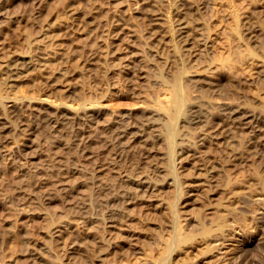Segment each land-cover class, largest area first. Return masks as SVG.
I'll use <instances>...</instances> for the list:
<instances>
[{"label":"rangeland","instance_id":"rangeland-1","mask_svg":"<svg viewBox=\"0 0 264 264\" xmlns=\"http://www.w3.org/2000/svg\"><path fill=\"white\" fill-rule=\"evenodd\" d=\"M142 1L0 0V65L17 52L38 54L40 48L32 41L44 25L53 26L67 14L69 5L90 12L93 26L90 34L78 33L68 22L47 32L58 40L50 45L56 55L46 70L63 64L69 68L65 82L74 91L72 99L49 85L46 70L38 68L25 72L26 78L9 91L0 88V264H165V247L180 222L194 215L218 219L215 208L224 201L223 188L230 180L264 174L261 156L253 157L247 149L246 127L232 147L235 158L224 146L213 144L198 146L199 156H185L190 152L187 144L194 143L212 116L226 119L235 107L264 119V76L259 68L264 1L180 0L194 34L187 40L175 36L173 42L168 41L163 14L179 0H156L154 5ZM157 14L163 18L153 19ZM174 23L173 30H179ZM170 44L178 50L173 52ZM105 47L122 53L106 54ZM227 57H232L231 68H220ZM135 69L138 73L131 75ZM178 72L187 100L174 125L166 110ZM195 106L202 122L188 120ZM59 114L63 118L55 123L52 116ZM203 160L221 168L215 175L195 177L196 165ZM110 194L118 197L112 201ZM108 212L114 213L112 223L107 222ZM253 225L247 218L236 229ZM54 227L60 237L52 234ZM253 230L247 258L262 260L264 241ZM203 246L196 243L189 256L200 259L207 252ZM191 262L185 264H197Z\"/></svg>","mask_w":264,"mask_h":264},{"label":"bare ground","instance_id":"bare-ground-1","mask_svg":"<svg viewBox=\"0 0 264 264\" xmlns=\"http://www.w3.org/2000/svg\"><path fill=\"white\" fill-rule=\"evenodd\" d=\"M73 1H75V0H73ZM153 1L156 2V0H143L142 2H144L146 4V3H151ZM155 2H153L152 4L154 5ZM157 3H158V1H157ZM175 3H177V2L175 1ZM182 3L179 0V3L176 4V6H172V4H173L172 3L170 5L172 7H168L166 11H164L165 9L163 10L164 12H166V13L163 14L164 15V18H163V16H162V18H163V21L166 20V22H167L166 23L167 24L166 26L168 27V30L167 31L165 30V31L168 32L169 34L168 33H165V34L166 35L168 34L167 36L170 38V40L168 39V41H171L172 40V42H173V39L175 38V36H180V37H182V39H183V37L184 38L186 37V40H187L188 37H190V35H191V29H190V26H188V23L190 21H188L185 18V16H184L185 9L186 8H185V6L182 7ZM161 4L164 5L166 3H164V4L161 3ZM168 4H169V2H168ZM183 5H186V4L183 3ZM156 6H157L156 8L159 9L158 5H156ZM190 7H191V5H190ZM165 8H166V6H165ZM65 9H66L67 14H64L63 16L56 18L55 19V22L53 23V26H59V25L61 26L63 23H65L67 25V22H68L69 25L70 24L71 25H74V28H75L74 30L77 31L78 33H83V34L89 33L90 34V32L93 31V29L91 30V27H93V26L91 25L92 21H91V14H90V12H88V13H85V12L82 13L79 9H76V7L75 6H72V5H69ZM172 9H175V11L172 10ZM160 16H158V14H157V15H155V18H153L154 15H153L152 18L155 19V20H161L162 18ZM152 18L150 17V19H152ZM234 18L237 19L236 16ZM155 20H154V22H155ZM172 20H174V22L175 21L177 22L176 25L178 26L177 28L179 29V30H177V31H179L178 33H177V31H175V29L173 30V28H172L173 27L172 26V23L175 24L174 22H172ZM236 21H235V23H236ZM154 22H153V24H154ZM157 23L158 22H156V24ZM164 24H163V27H164ZM237 25L235 24V27ZM53 26H50V24L44 25L42 27V30H41L40 34L37 35L38 36L37 39L36 38H33V39H36V40L35 41H32L31 44H34V45L37 44L38 45V46L37 45L35 46V47H39L40 48V52L38 51L39 52L38 54H31L30 52H26V51L25 52H21V53L20 52H17V53L12 54L10 57H8L7 59H5V60L2 61L1 65H0V88L4 89L5 91H7V90L9 91V89H11V87L14 86V83L16 81L21 80V79L23 80L24 78H26L25 72H27V71L29 72L30 70H33L35 68H38L41 71L42 70H46V67L49 64V61L51 60L50 59L51 56L52 55H54V56L56 55V51H55V49H52V47H53L52 45L58 39L53 36L54 34L52 36H50L51 34L50 33L49 34L47 33V32H49L48 30H50V27H53ZM187 26L189 27L188 28L189 31L187 30ZM238 29H239V27H238ZM234 30L235 29H233V31ZM165 31L163 30V32H165ZM236 31L237 30H235L234 32L236 33ZM118 33L119 32L117 31L116 32V36L118 35ZM241 33H242V31H241ZM243 33H245V32H243ZM193 34L194 33H192V35ZM162 35H164V34H162ZM235 35H237V33ZM251 35H252V33H251ZM116 36L114 38H116ZM165 36L162 37L160 35V37H162V38H164ZM236 38H237V36H236ZM182 39H181V41H182ZM161 40H159V41H161ZM177 40H179V39L177 38ZM190 40L191 39H189V41ZM164 43H166V41ZM168 43H170V42H168ZM187 43L190 44L191 42L190 43L187 42ZM65 44H68V43H65ZM50 45L52 47H50ZM174 45H176V44H174ZM107 47H108V45H107ZM107 47H105V48H107ZM171 47L174 48V46H172V45H171ZM171 47H169V48L171 49ZM175 47H177V45ZM76 49H77V47H76ZM107 49H106L107 52L105 51L106 54L107 53L110 54V52H112L114 54H118L119 55V54L122 53V50H120L119 48H115V49L114 48L113 49L107 48ZM175 49L176 48H174L172 51L175 52L174 51ZM177 50H178V48L176 49V51ZM28 51H31V50L29 49ZM172 51H171L170 55L173 53ZM125 52L127 53V51H125ZM174 55H172V56H174ZM240 56L242 58L243 55L240 54ZM231 58L232 57H229V58L227 57L226 59H224V61L222 60L221 64H219V67H220V65L222 66L220 68H225L226 66H228V63L232 61ZM173 59H174V57H173ZM56 61L58 62V60H56ZM231 63H233V61ZM123 64H126V63L123 62ZM63 65L65 66V64H63ZM128 65H126V66L128 67ZM259 65H260V67H259L260 68V71L262 73L259 72V71L258 72L261 73L264 76V56L261 59H259ZM57 66H58V64H57ZM64 66H61L60 65L57 68H54V69L51 68L52 70L51 69L50 70H46L47 72L45 71V74H46L45 75V78H46V81L48 82L49 85L54 86V89L55 90H60L62 92H66L67 94H69V98H71V97L74 96L73 95V96L70 97V94L72 93L73 90H71V87L67 84V82H65V77L69 74L70 70H68L69 68H66ZM230 66H232V65H230ZM230 66H228V67H230ZM127 67H125V68H127ZM130 67H131V69L134 68V66H130ZM228 67H226V69ZM135 73H138V70L137 69L133 70V72L131 73V75L132 74L134 75ZM222 73H224V72H222ZM180 76L182 77V74H180L179 72L175 75V82H173V84H174V89H173L174 91L173 92L174 93H172V97H171L172 99L169 100L170 103H168V104H170V105H168V111L166 110L167 107L165 109L166 112H168L167 114L171 118L170 121H172V124L176 121V118L177 117H180L179 116L180 114H183V109L185 108L184 107V104L186 103V100H187L186 97L184 96L185 93L183 94V90H182V87H181L182 84L180 83V78H181ZM222 76H223V74H222ZM259 77H260V75H259ZM262 78H264V77H262ZM133 79H135V78L133 77ZM173 81H174V78H173ZM2 89H1V91H3ZM26 101H27V99H26ZM234 108H233V110H230L231 113H228L229 115H228L227 118L225 117L226 119L223 118L222 120H217L218 118L217 117L215 118V116H212L211 119H209V120L206 119L205 121L207 123L205 122L206 123V127H205L204 131L200 132V134L197 135V138H195L194 143H188L187 144L188 146H190V147H188L189 149L186 147L187 148V152H189L188 150H190V152L187 153L185 156H188V155L189 156L190 155L199 156L200 153H198V152H200V151L197 148L198 146H200V145L205 146L207 144L208 145L209 144H213L215 146H219V145L224 146V148H226V150L228 149L230 156H234V158H235L237 151H233L234 148L232 149V147H233V145L235 144V142L237 140L236 139L237 138V133L243 132V131H241L243 129L245 131V127H246L247 129H249V133H250V137L248 138L249 140L247 139L248 140V144L246 143V146H247V149L249 151V154L251 153V156H253V157L254 156H257V155L258 156L260 155L261 156L260 159H262L263 164H264V119L263 118L261 119L259 116H257L253 112H250L249 110H248V112H243V111L241 112L240 110H238V108L236 110ZM84 109H86V108H84ZM197 109H199V107H196L195 106V107H193V109L190 112L191 114H190L188 120L191 123H197L199 121L202 122L203 119H204V118H201V115L200 114H198L199 112H198ZM11 112H13L15 115H17V113L14 112V109L13 108L11 109ZM60 114H62V113H60ZM60 114L59 115L52 116V120L55 121V123L61 122L59 119L63 118V116H61ZM15 115H14V117H15ZM10 116H12V115H10ZM78 116H79L78 114H75V115L73 114L74 119H76ZM19 117H21V116H19ZM65 117L66 116H64V118ZM73 117H71V118H73ZM202 117H205V115H203ZM80 118L82 119V117H80ZM83 119H84V117H83ZM46 124H48V122ZM174 125H175V123H174ZM172 129H173V127H172ZM222 130H225V131L221 132ZM172 132L174 133V130ZM171 139H173V138H171ZM171 143H170V145H172ZM174 144H175V142H173V146H175ZM203 144H205V145H203ZM243 144L245 145V143H243ZM243 147H245V146H243ZM179 152H181V151H179ZM204 160H203V162H200L199 161L197 163L196 168H195V173H196L195 177L198 176V175H200L203 172L204 173L207 172V173H209L211 175H213V174L215 175L217 169L221 168V167H219V168L217 167L218 164L210 163L209 161H207L208 162L207 163V162H204ZM201 161H202V159H201ZM230 161H231V159H230ZM214 162H215V160H214ZM218 171H220V170H218ZM251 174H252V172H251ZM242 177H243V175H242ZM186 180H190V179H186ZM191 182L192 181H187L186 184H188V185H190V184L194 185V183H191ZM59 183H61V182H59ZM59 183L57 182V184H59ZM252 185H254V186H252ZM246 187L250 188V190L247 188L249 191L247 190L248 192L245 193V188ZM151 188H149V189H151ZM155 188H153V189H155ZM144 191L146 192V190H144ZM149 192H152V191H149ZM223 193L225 195V198H223L224 201L222 200L223 201L222 203L220 201V203L215 208V215L217 217H215V216L214 217L215 218H218V219H213L212 217H211L212 219H210V217L207 218L208 216L207 217L206 216L205 217H202V216H199L198 217V215H196V217H195V215H194V217H191L189 215L190 217H186V219H184V221L180 222L179 229L177 230L178 232L175 233L176 235L173 237L171 244L169 245V247L168 246L165 247L166 249L169 248V252L168 251L166 252L165 249H164V253L166 252V253L169 254L168 255L169 256L168 257V260H167V262L165 264H185V262L186 263H190L191 262L190 261L191 259H192V262L191 263H197L198 260H201L200 262H202V261L205 262V261H208L210 258H212V260H215L216 261L215 264H264V253H263V259L262 260H259V259H255V258L254 259L253 258L252 259L247 258V252H246L247 244L250 243L253 240V239H251L252 238V235L251 234L254 231L253 229H255L258 232V235H259L258 236V239H263V241H264V174L263 175H258V174L255 175L254 174V175L248 176L246 179L244 177L243 179H240V180H237V179L236 180H230L226 184V186L223 188ZM110 195L112 196V194H110ZM117 197H118V194H115L114 197L112 196L111 200L113 201ZM133 197L131 196L130 198L133 199ZM108 198H110V197H108ZM131 202H133V200ZM127 203H129V201H127ZM254 204H256V206ZM112 214H114V213H111L110 212L109 213V216L107 215L108 217L105 216L106 219H107V222H111V223L113 222V215ZM83 217H86V216H83ZM247 218H249L250 222H253V224L255 223V225L252 226L253 228L250 229L251 227H248L247 228V226L246 227H242V226H244V225H242L239 229H236V227H239L240 224H242V222H245V220H247ZM246 223H247V221H246ZM110 224H109V226H110ZM111 226H113V225H111ZM194 230H196V232ZM51 232H52V234L57 235V237H58V235H59L58 232H60V230L58 228L54 227ZM244 232H245V234H247V236H244ZM59 237H60V235H59ZM106 239H108V237ZM226 240H231V241H229L230 242L229 244H226ZM70 241H72V240H70ZM198 242L204 245L203 246V250L204 249L205 250L204 251L202 250V251L205 252L207 250V252H206V254L202 253L204 255L200 259H195L194 257L193 258L190 257L189 256V253L192 251L194 245H196V243H198ZM77 245H79V244H77ZM30 248H32V247H30ZM198 251H200L199 248H198ZM208 251H210V252H208ZM247 251H248V249H247ZM22 254H23V252H22ZM32 254L34 255L35 252L34 253H31V255ZM199 254L202 255L201 253H199ZM199 254H198V256H199ZM166 255L167 254H165V257H166ZM195 255H197V254H195ZM27 259H28V257H27ZM187 260L190 261V262H188ZM144 263L145 264H151L149 261H146Z\"/></svg>","mask_w":264,"mask_h":264}]
</instances>
